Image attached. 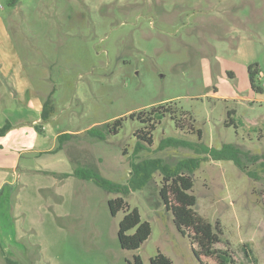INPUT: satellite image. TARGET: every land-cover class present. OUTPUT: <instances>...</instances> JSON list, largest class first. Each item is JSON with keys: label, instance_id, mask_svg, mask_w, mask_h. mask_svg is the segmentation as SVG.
I'll return each instance as SVG.
<instances>
[{"label": "rangeland", "instance_id": "rangeland-1", "mask_svg": "<svg viewBox=\"0 0 264 264\" xmlns=\"http://www.w3.org/2000/svg\"><path fill=\"white\" fill-rule=\"evenodd\" d=\"M11 1L0 0V40H12L18 53L9 62L29 75L35 94L0 99V113L34 114L36 98L55 110L42 123L46 134L28 126L0 139L9 149L0 166H20L0 197V264H133L135 256L151 264L158 253L200 264L159 195L164 171L193 159H203L192 174L194 211L214 232L219 226L216 248L234 264H264V0ZM160 106L175 108L181 127L167 115L146 146L138 139L145 125L129 116ZM4 117L1 124L11 122ZM120 117L119 134H88ZM58 133L70 135L64 148L33 153ZM171 139L234 145L246 170L179 143L164 147ZM77 168L128 194L66 176ZM119 197L150 224L137 250L120 246L125 211L113 216L108 204Z\"/></svg>", "mask_w": 264, "mask_h": 264}, {"label": "trees", "instance_id": "trees-1", "mask_svg": "<svg viewBox=\"0 0 264 264\" xmlns=\"http://www.w3.org/2000/svg\"><path fill=\"white\" fill-rule=\"evenodd\" d=\"M18 1L19 0H12L11 4L16 5ZM251 81L254 85L253 74H251ZM262 91L263 90H261V92ZM54 110V108H49L48 104H46V106L44 105L42 113L36 115V118L41 120L42 123L48 122L53 117ZM167 115L175 121L176 126L181 127L180 120L178 119L179 114L176 109H172V107H153L149 113H132L129 116V119L138 120L145 125L144 129L139 130L138 139L141 141L140 143L146 146L153 145V132L156 130L158 123L160 124V121ZM126 120V117H120L112 123H107L105 130L92 128L88 130V134L100 141H105L107 136L119 134ZM12 128L13 125L10 123H6L0 127V138L5 137ZM35 128L37 131L43 133L41 126L36 125ZM69 136V134H64L59 137V149L62 147L63 141L69 138ZM198 136L201 140V131H198ZM174 142L183 146H188L194 150L197 149L201 155H207L209 159L215 161H233L239 168L246 170L241 159L243 152L234 145L229 144L224 145L221 149H214L204 146L203 144H192L171 139L164 147L172 146ZM202 160L203 159H193L189 162L182 163L175 171H164L159 195L166 209L172 212L174 223L179 233L187 237L192 246L196 245L198 247V249L193 247V253L200 264H234L231 256L226 251H221L216 248V244L220 242L219 234L221 230L219 226H217V233L214 232L213 226L194 211L197 198L192 193L194 187L192 174L199 168ZM132 167L134 168V172H140V166L133 165ZM66 176H74L81 180L93 181L97 186L109 193L126 195L129 191L127 186L114 184L109 180L103 179L99 174L90 169L77 168L72 175ZM108 204L113 216H116L121 210L125 211V215L120 221L118 230V239L121 248L130 251L139 249L151 235L150 224L141 219L137 209H130L125 200L121 197L110 200ZM150 263L173 264L167 256L161 253H158V255L152 258ZM133 264H142L141 258L135 256Z\"/></svg>", "mask_w": 264, "mask_h": 264}, {"label": "crops", "instance_id": "crops-1", "mask_svg": "<svg viewBox=\"0 0 264 264\" xmlns=\"http://www.w3.org/2000/svg\"><path fill=\"white\" fill-rule=\"evenodd\" d=\"M5 39L0 40V99L8 101L10 97H13L15 94L18 98L22 95L23 102L26 94H35L33 85L30 83L27 73L24 71V69H20V66L18 65V70L15 72L12 69L13 64H11L9 61L11 59H14L17 55V51L14 48V44L11 39L8 38L7 33L4 34ZM6 37L8 39H6ZM15 66V64H14ZM1 108V105H0ZM4 114L0 113V116L4 115L5 119H11V122H7L13 125L12 130H15L17 128L21 127H35L36 125L41 126V130L43 134H46V132L49 130V127L42 124V121L36 118V115H40L44 109L43 101L36 98V101L33 102L32 109H35L37 112L33 114V116L30 114L29 116L26 115L27 109L25 107L17 108V110H13L11 108H4ZM22 111V113H21ZM17 113V115H16ZM28 113H30L28 111ZM5 124L0 123V127H2ZM11 130V131H12ZM64 134V133H63ZM62 133H58L55 135L53 140L52 147H46L39 150H33V153L38 154L40 157L47 154H53L56 153L55 151H58L59 146L57 145V141ZM68 134V133H65ZM6 137V136H5ZM5 137H1L0 139H4ZM34 139H37L36 137H33ZM69 139V138H68ZM0 148L2 151L0 152V158L1 156L7 154L9 149L5 148L2 143H0ZM36 151V152H35ZM3 163V162H2ZM10 163L13 165L12 168H10ZM9 164H5L3 166H0V197L4 195V191L6 188H9L12 190L13 183L9 180V170H18L20 166H18L16 163L13 164L10 162ZM30 170V169H29ZM10 181V182H9Z\"/></svg>", "mask_w": 264, "mask_h": 264}]
</instances>
